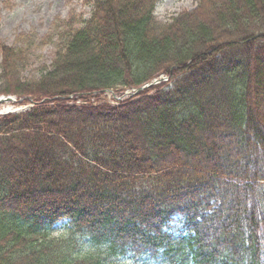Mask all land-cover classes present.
<instances>
[{"label":"trees","instance_id":"obj_1","mask_svg":"<svg viewBox=\"0 0 264 264\" xmlns=\"http://www.w3.org/2000/svg\"><path fill=\"white\" fill-rule=\"evenodd\" d=\"M84 1L0 43V264H264V0Z\"/></svg>","mask_w":264,"mask_h":264},{"label":"rangeland","instance_id":"obj_2","mask_svg":"<svg viewBox=\"0 0 264 264\" xmlns=\"http://www.w3.org/2000/svg\"><path fill=\"white\" fill-rule=\"evenodd\" d=\"M195 5L196 0H161L156 5L155 15L159 20L164 21L183 10L192 9ZM90 12L91 6L84 0H0V43L12 45L14 40L22 35L36 36L38 41L51 33L52 26L58 20L66 22L72 17L71 19L76 21L80 18H88ZM53 53V45L40 48L37 53L39 58L34 63L35 66L42 63L48 64ZM126 92L127 90L116 97L122 99ZM11 97L10 101L0 102V114L29 108V104L16 105L18 100L14 96ZM107 98L111 103L116 101L111 92L107 94ZM112 98L115 100H111ZM256 101L264 119L263 85L257 94ZM61 224L58 222L54 226L55 230H58ZM126 264H155V260L148 259L145 263L143 260L135 261L127 257Z\"/></svg>","mask_w":264,"mask_h":264},{"label":"water","instance_id":"obj_3","mask_svg":"<svg viewBox=\"0 0 264 264\" xmlns=\"http://www.w3.org/2000/svg\"><path fill=\"white\" fill-rule=\"evenodd\" d=\"M149 86V85H148ZM146 86H143V87H140V88H138V90L137 91H141L143 88H145ZM10 100H12V97H10V96H6V97H0V102H2V101H10Z\"/></svg>","mask_w":264,"mask_h":264},{"label":"bare ground","instance_id":"obj_4","mask_svg":"<svg viewBox=\"0 0 264 264\" xmlns=\"http://www.w3.org/2000/svg\"><path fill=\"white\" fill-rule=\"evenodd\" d=\"M154 79H152L150 82H148V83H145V84H143L142 86H140V87H143V86H146L145 88H143V89H146V88H148L149 86H150V84H151V82L153 81ZM149 85V86H148ZM139 87V88H140ZM138 89V88H137ZM142 89V90H143ZM138 92H140V91H138Z\"/></svg>","mask_w":264,"mask_h":264}]
</instances>
